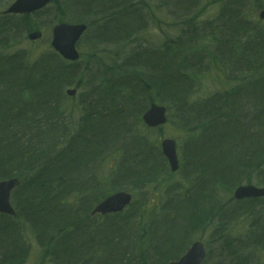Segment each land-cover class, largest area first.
I'll list each match as a JSON object with an SVG mask.
<instances>
[{"label":"trees","instance_id":"16d2710c","mask_svg":"<svg viewBox=\"0 0 264 264\" xmlns=\"http://www.w3.org/2000/svg\"><path fill=\"white\" fill-rule=\"evenodd\" d=\"M188 1L68 0L63 6L71 10L69 18L88 26L84 37L93 39L92 62L81 53L68 62L53 49L34 56L0 54V179H19L11 196L16 216L0 214V264H167L200 233L219 242L224 264H264V198L232 197L238 185L264 186V90H256L264 84V22L250 16L264 3L256 0L251 8L249 0H217L212 20L195 21L194 15L180 20ZM205 1L194 0L193 11L200 4L203 10ZM164 9L172 22L159 23ZM161 23L179 34L145 47L142 40ZM19 24L26 32L40 29L35 19L3 18L0 34ZM133 41L134 49H124L123 57L117 50L107 59L93 48L119 49ZM153 55L167 66L150 69ZM196 57L206 60L203 75L213 71L228 82L193 99ZM69 87L77 89L76 97L66 96ZM69 101L79 113L73 122ZM152 101L174 112L178 127L188 133L179 163L186 188L161 202L149 194L177 187L157 183L169 181L172 172L142 129L140 116ZM117 140L119 150L129 145L139 150L138 157L131 161L121 151L109 182L114 190L143 192L144 200L133 197L121 213L92 216V207L110 193L98 172L117 152ZM89 141L97 145L91 157L85 154ZM54 192L58 201H52ZM244 217L255 227L246 239L229 227ZM35 252L40 258L31 263Z\"/></svg>","mask_w":264,"mask_h":264},{"label":"rangeland","instance_id":"374dc122","mask_svg":"<svg viewBox=\"0 0 264 264\" xmlns=\"http://www.w3.org/2000/svg\"><path fill=\"white\" fill-rule=\"evenodd\" d=\"M7 0H0V10L2 9V7L4 5H7L8 3H10L12 0H9L6 4ZM255 1V0H254ZM254 1L253 0H249L248 2V7L250 6L251 8H253L254 6ZM63 2L67 3L68 0H59L56 4L57 6L60 8V10L62 9V11H58V13H55L54 8H52L51 10V15L50 13L48 15H44L42 17H36L35 18V25L37 27H40V29L42 30V37L37 40V41H30L27 39L26 37V31H24L22 28H20V30L12 35L11 40L8 42L9 43V47L8 49H6V44H0V54H5L6 52H10V53H14L15 51H25L28 52L31 56L36 55L39 52L42 51H46L47 49H51L49 42H50V32H51V27L54 23H56L57 21H60L61 19V14L63 15V13H65L64 9L62 8L63 6ZM253 2V3H252ZM264 3V0H263ZM219 4L220 2H218L217 0H208L205 1V7L203 10H201L202 5L200 4V6L197 7V9L195 11H193L192 16L194 15L195 17V21H199L200 19L203 21V19H213L215 17V15L218 13L219 10ZM253 5V6H252ZM262 7V6H260ZM261 10L264 11V7L261 8ZM260 11V9L258 8L257 11H254L252 13V15H250L252 17L253 20H260L258 17V12ZM50 12V11H48ZM165 12L166 10H162L161 13H158V16L163 19V20H159V23L162 21L168 22L172 20L170 19V14L168 16L165 17ZM68 13L66 12L64 14V21H74V19H71L69 17H67ZM50 15V16H49ZM77 16V15H76ZM67 19V20H66ZM18 20V19H17ZM260 21H263V19H261ZM158 23V24H159ZM163 28H162V27ZM161 26H152V28L149 31V37L147 38L148 41H145V39L142 40L141 43L144 44L145 47H156L159 44L163 43V41L166 39V37H171L172 39H175L177 37V35L179 34V31L175 28H171L168 27V24L164 25L161 23ZM85 36V35H84ZM82 37L79 42L77 43V48L80 51L81 55H82V59L83 60H87L89 62H92V59H89L90 54L92 53L91 50V43H92V38H89L90 35H88V38L86 37ZM142 38V37H141ZM113 46V45H112ZM107 47V48H101V47H105L104 44H102L101 46L97 45V46H93V48H95V50L97 51L98 55H101L103 57V53L106 55L104 57H111L112 53H110L111 51H117L120 50L121 51V57H123L124 55H126L127 53H123V50L125 49L126 52H129L130 50L134 49V41L133 42H128L126 45L119 47V49H116L115 47ZM153 59L148 60V65L150 67V69L153 68H157L158 66L160 67H166V65H162L160 64L158 61H156V56H152ZM162 62H168L165 60V58L163 59ZM220 75H216L213 71L207 73V75H204L201 79V81L197 82L196 84V88L193 90V94H192V98L193 99H197V98H203L205 96H207L211 91L214 90H218L221 89L222 87L225 86V84L228 82V80L224 79H220L219 78ZM222 80V81H221ZM229 82L231 83V85L233 84V82L231 80H229ZM159 103V102H158ZM69 107L71 109V112L68 113L69 116V121L73 122L75 120H77L79 118V113H78V109L76 106V102L74 101H69L68 102ZM168 120L167 122L162 125L161 127H157V128H147L144 125H142V129L143 131H145L146 136L150 139V141L152 142L153 145L155 146H159L161 140H163L164 138H170L175 140L176 143V148L178 151V159H179V163H180V154H182V146L185 143L186 139L188 138V133L185 131L183 132L182 129H180L177 125V119L175 116L174 112H168ZM147 129V130H146ZM134 133V131H133ZM127 137V136H126ZM128 140V139H127ZM119 141L117 140V143L115 144L116 146L119 145L118 143ZM180 152V154H179ZM85 156V155H84ZM120 157V153L119 152H112L108 158H106L104 160V162L102 163L101 167L99 168V172H98V177L101 178L104 182H108L104 188L109 190L110 193L114 192L116 190H114L113 185L109 182V179L111 178V174L110 171L112 170V168L115 165V161L117 158ZM173 177L171 176L169 179V183L172 182L170 180L173 181H179V182H183V179L180 177ZM127 182V180H126ZM123 185V183L121 184ZM121 189L118 190H124V191H128L130 192L134 198H138V199H142L143 197V192L140 191H134V189L130 188V187H125V186H120ZM186 187H184L185 189ZM109 193V192H108ZM162 193L159 194H154L151 193L149 194V198H155L158 201H162L165 197L164 195H162ZM264 202V200H263ZM262 206H264V203H261ZM252 223V218L249 217H244L242 219H236L235 221L231 222L229 224V227L232 230V233L235 237H241L246 239L244 236L248 233V231H250L249 229H255L254 227V222H253V226H251ZM263 231V236H264V229L262 228ZM197 240H201L207 249V252L209 251L208 257L206 259L207 264H211L214 261H217V263H225L226 259H224L225 257H222V255H218L219 254V242H213L211 241V238L209 235L204 234V233H200L197 237ZM29 240L33 241V237L29 236ZM30 258L28 261H30L31 263H35L37 258H40V253L39 252H35L34 254L30 253L29 254ZM261 260H263L264 262V255L262 256ZM205 261V262H206ZM204 262V264H205Z\"/></svg>","mask_w":264,"mask_h":264},{"label":"water","instance_id":"95a60500","mask_svg":"<svg viewBox=\"0 0 264 264\" xmlns=\"http://www.w3.org/2000/svg\"><path fill=\"white\" fill-rule=\"evenodd\" d=\"M53 0H15L5 11L7 13H30L44 7ZM260 17L264 18V12H260ZM84 23L60 22L53 26L51 33V46L66 60L77 61L79 52L76 43L86 31ZM41 36V32H32L28 35L31 40H36ZM76 89H67L68 96H74ZM142 122L150 128L160 126L166 121V108L163 105L152 103L142 114ZM162 153L167 159L170 170L173 172L178 168V156L176 143L170 138H165L161 142ZM18 184V179L8 178L0 180V214L15 216V211L11 205L10 197L12 190ZM233 197L237 200L244 198L264 197V187L254 185H240L235 188ZM132 201V195L126 191H116L101 202L91 211L92 215H106L122 212ZM205 256V246L201 241H194L187 251L178 259L168 264H202Z\"/></svg>","mask_w":264,"mask_h":264},{"label":"bare ground","instance_id":"6f19581e","mask_svg":"<svg viewBox=\"0 0 264 264\" xmlns=\"http://www.w3.org/2000/svg\"><path fill=\"white\" fill-rule=\"evenodd\" d=\"M55 1V0H54ZM59 0H57V2H58ZM194 2V0H189L188 1V3H187V5L189 6L190 5V7H188L187 6V10H186V12L183 14V16L181 17V19L180 20H187V19H191V17H192V13H193V9H192V7H191V5H193V7H194V4H192ZM182 5V4H181ZM63 6V5H62ZM64 7V6H63ZM219 8V7H218ZM66 9L67 10H69L68 9V7H66ZM67 12H71V10H69V11H67ZM176 13L177 14H179L180 16H181V13H182V10L181 9H177L176 10ZM236 12L235 11H232V14H235ZM210 20H212V19H210ZM22 27V25L21 24H19V25H17L16 27H12V28H10L9 30H6L5 31V33H3V34H0V44H3V45H5V44H8V42L11 40V38H12V35L13 34H15V33H17L19 30H20V28ZM51 49H53V47L51 46L50 47ZM148 49V48H147ZM154 51H152V53H153ZM158 55H160V54H158ZM155 56H157V55H155ZM165 57V56H164ZM195 72L196 73H198V76H199V79H198V81L200 82L201 81V79H202V76H204L203 74H204V72H205V69H206V66H207V63H206V60L205 59H202V60H199L198 59V57H196V60H195ZM229 80H231L232 82H233V80L234 79H229ZM234 83V82H233ZM256 90H258V91H263L264 90V84H261V85H259L258 87H257V89ZM152 103H156V101H152V102H150L148 105H151ZM164 107L166 108V111L168 112V109H167V107L164 105ZM167 120H168V117H167ZM190 135V134H189ZM129 138H131L130 136H127V137H124V139L125 140H127V139H129ZM149 141V140H148ZM149 142H151V141H149ZM161 142H162V140H161ZM161 142H160V145L159 146H157L159 149L158 150H160V152H161V154L163 155V153H162V146H161ZM88 149H87V152L85 153V154H87V155H89L88 157H91V156H93L94 155V153H95V151L97 150V145L95 144V143H93L92 141H89L88 142ZM152 145V144H151ZM152 146H154V145H152ZM183 146H184V144H183ZM182 146V147H183ZM117 147H119V146H115L114 148L116 149V151L117 152H119V153H121V151H123L124 152V149H125V154H124V156H127V157H129L130 158V160L131 161H135V160H137V152L139 151L137 148L136 149H133L131 146H129V145H123V147H121L120 148V150L117 148ZM155 147V146H154ZM139 154V153H138ZM163 157L165 158V156L163 155ZM165 160H166V162H167V159L165 158ZM136 163H137V161H136ZM167 164H168V162H167ZM116 167H118V166H116V165H114V167L113 168H116ZM180 169V167H178L175 171H173L172 172V176L173 177H177V176H180L182 179H183V182H179V181H173V180H170V181H172V182H170L171 184H176V187H177V189H174V190H172L171 192H163V194L162 195H164V199L163 200H165L167 197H169V198H175V197H180L181 195H182V193H183V191H184V187H185V182H186V180H184V178L182 177V172H186V171H180L179 170ZM189 173H190V171H189ZM179 177V178H180ZM170 179V178H169ZM157 183H158V185L162 188V189H164L165 187H167V185H169V181H168V179H159L158 181H157ZM19 184V183H18ZM17 184V185H18ZM184 184V185H183ZM17 185L14 187V189L17 187ZM14 189L12 190V193H13V191H14ZM148 191V190H147ZM161 195V196H162ZM52 196H54L55 198H53V200L52 201H58V198H57V196H58V194L57 193H53V195ZM103 199H105V197L104 198H102L101 200H103ZM22 200L23 201H25V198L24 197H22ZM100 200V201H101ZM142 200H144V196L142 197ZM161 202V201H160ZM64 205H72V202H64L63 203ZM11 205H12V207H13V209H14V211H15V216H16V210H15V208H14V206H13V204H12V202H11ZM34 208H36L35 206V204H33L32 205ZM59 208H62L63 209V207H62V205L61 204H59V206H58ZM58 208V209H59ZM62 209H59V210H62ZM3 215H6V216H9V217H15V216H10V215H7V214H3ZM168 216H170V211L168 212ZM29 236H31L30 235V233H28L27 235H26V237H27V239L29 240Z\"/></svg>","mask_w":264,"mask_h":264},{"label":"flooded vegetation","instance_id":"af4514ba","mask_svg":"<svg viewBox=\"0 0 264 264\" xmlns=\"http://www.w3.org/2000/svg\"><path fill=\"white\" fill-rule=\"evenodd\" d=\"M8 1L9 0L6 1V4ZM14 1L15 0H12L10 3H8L7 5H4L2 7V9L0 10V19L10 18V17H15V18L28 17L31 19H35L36 17H42L44 15H48L49 13L51 15L52 8H54L55 13H58V11H59V7L56 4L57 0H55L53 2L48 3L44 7L39 8L37 10H34L33 12H30V13H7V12H5ZM48 11H50V12H48Z\"/></svg>","mask_w":264,"mask_h":264}]
</instances>
